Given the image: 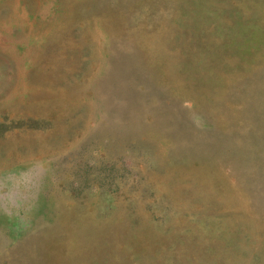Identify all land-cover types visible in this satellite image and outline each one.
I'll return each instance as SVG.
<instances>
[{"label": "rangeland", "instance_id": "374dc122", "mask_svg": "<svg viewBox=\"0 0 264 264\" xmlns=\"http://www.w3.org/2000/svg\"><path fill=\"white\" fill-rule=\"evenodd\" d=\"M0 264H264V0H0Z\"/></svg>", "mask_w": 264, "mask_h": 264}, {"label": "bare ground", "instance_id": "6f19581e", "mask_svg": "<svg viewBox=\"0 0 264 264\" xmlns=\"http://www.w3.org/2000/svg\"><path fill=\"white\" fill-rule=\"evenodd\" d=\"M206 12H208V11H206ZM210 12V11H209ZM213 12V11H212ZM195 28V27H194ZM239 28V27H238Z\"/></svg>", "mask_w": 264, "mask_h": 264}]
</instances>
